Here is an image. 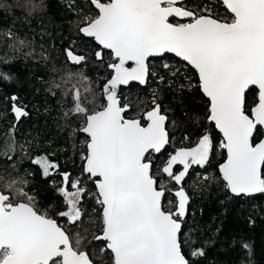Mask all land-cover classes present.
I'll use <instances>...</instances> for the list:
<instances>
[{
  "label": "trees",
  "instance_id": "trees-1",
  "mask_svg": "<svg viewBox=\"0 0 264 264\" xmlns=\"http://www.w3.org/2000/svg\"><path fill=\"white\" fill-rule=\"evenodd\" d=\"M182 7L197 17L235 21L217 0H186ZM98 16L92 0H0V192L12 204L26 203L57 221L73 249L94 264H114L106 243L96 240L104 231L103 206L84 172L89 139L82 131L87 117L106 106L103 88L115 63L81 34ZM70 56L84 62L73 64ZM119 98L129 108L127 119L146 125L145 115L156 107L168 118V147L146 161L157 188L166 192L163 210L182 223L180 243L189 264H264V191L234 197L223 182L224 142L209 123L210 102L197 73L168 54L151 59L147 86L122 89ZM257 104L258 91L251 89L245 112L250 115ZM205 137L210 151L204 164H193L181 182L165 172L173 154ZM263 137L259 128L253 144ZM40 158L52 165L49 175ZM262 178L264 184V167ZM68 190L80 194L75 225L63 216ZM179 193L186 200L183 214Z\"/></svg>",
  "mask_w": 264,
  "mask_h": 264
},
{
  "label": "water",
  "instance_id": "water-1",
  "mask_svg": "<svg viewBox=\"0 0 264 264\" xmlns=\"http://www.w3.org/2000/svg\"><path fill=\"white\" fill-rule=\"evenodd\" d=\"M186 0H92L99 16L81 29L113 55V76L103 88L106 106L89 115L82 133L89 139L84 172L95 181L103 206L106 243L114 264H189L183 255L182 223L163 210L166 195L152 178L149 154L160 155L169 145L168 118L159 107L141 120L125 118L120 91L146 87L149 61L171 55L198 75L210 102L209 123L222 136L226 161L219 167L234 197H254L264 191V0H217L233 23L209 16L197 18L181 5ZM191 23L178 26L170 22ZM81 65L83 57H69ZM258 91V104L245 112L246 95ZM0 192V264H94L86 252H76L57 221L26 203L7 205Z\"/></svg>",
  "mask_w": 264,
  "mask_h": 264
},
{
  "label": "rangeland",
  "instance_id": "rangeland-1",
  "mask_svg": "<svg viewBox=\"0 0 264 264\" xmlns=\"http://www.w3.org/2000/svg\"><path fill=\"white\" fill-rule=\"evenodd\" d=\"M210 151V142L207 137L203 138L199 144L190 150H180L177 153L173 154L167 166L165 167V172L168 175H174L177 182H181L188 170L193 164H204L206 162ZM198 158V160L196 159ZM200 160V161H199ZM38 164L43 168L45 175H49L52 171V165L45 160L40 158ZM180 167V168H179ZM179 169V170H178ZM78 194H71L66 196L67 200L72 204H76L78 200ZM180 198V213H184L185 209V196L183 193H179Z\"/></svg>",
  "mask_w": 264,
  "mask_h": 264
},
{
  "label": "flooded vegetation",
  "instance_id": "flooded-vegetation-1",
  "mask_svg": "<svg viewBox=\"0 0 264 264\" xmlns=\"http://www.w3.org/2000/svg\"><path fill=\"white\" fill-rule=\"evenodd\" d=\"M110 3H111V1H110ZM110 3H108V4H110ZM185 3V2H184ZM183 3V4H184ZM108 4H105V5H108ZM182 4V5H183ZM182 5H181V7H182ZM183 8V7H182ZM197 17V16H196ZM197 18H199V17H197ZM172 20V19H171ZM170 20V22L172 23V24H174V25H178V26H184V25H187V24H189V23H191L192 21H188V22H179V21H171ZM175 20V19H174ZM115 61V60H114ZM116 63V62H115ZM114 63V64H115ZM113 64V65H114ZM121 92V91H120ZM195 148V147H194ZM79 191H77V192H75V191H70V190H68V191H66V192H64V195H63V197L65 198V200H66V203H67V205H68V209H67V211H65L64 213H63V216L65 217V219L67 220V222H68V224H71V225H75V223H76V221L77 220H79V214H78V211H77V205H78V202H79V200H80V194L78 193ZM71 194H78V200H77V202H76V204H72L71 202H69L68 200H67V198H66V196H68V195H71ZM18 205V204H12L10 201L8 202V203H6L5 204V206H7V205ZM42 216V215H41ZM48 219V218H47ZM51 220V219H50ZM55 221V220H54ZM58 223V222H57ZM60 226V225H59ZM61 227V226H60ZM62 228V227H61ZM64 231H65V229L64 228H62ZM73 247V246H72ZM9 255V250L8 249H3L2 251H1V253H0V263H2L4 260H5V258H7V256ZM52 264H61V259H58L57 261H55V262H53Z\"/></svg>",
  "mask_w": 264,
  "mask_h": 264
},
{
  "label": "crops",
  "instance_id": "crops-1",
  "mask_svg": "<svg viewBox=\"0 0 264 264\" xmlns=\"http://www.w3.org/2000/svg\"><path fill=\"white\" fill-rule=\"evenodd\" d=\"M197 160H198V158H196ZM200 161V160H199ZM198 164H200V162L198 163Z\"/></svg>",
  "mask_w": 264,
  "mask_h": 264
}]
</instances>
